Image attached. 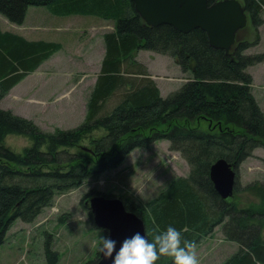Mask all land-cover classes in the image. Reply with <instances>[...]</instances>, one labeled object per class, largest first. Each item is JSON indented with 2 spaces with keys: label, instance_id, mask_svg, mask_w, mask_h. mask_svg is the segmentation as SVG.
<instances>
[{
  "label": "trees",
  "instance_id": "trees-1",
  "mask_svg": "<svg viewBox=\"0 0 264 264\" xmlns=\"http://www.w3.org/2000/svg\"><path fill=\"white\" fill-rule=\"evenodd\" d=\"M243 2L252 25L262 24L264 0ZM29 6H45L58 15L96 14L112 19L114 27L102 34L104 55L87 92L81 123L44 132L33 120L0 107V245L17 218L33 221L56 193L115 168L132 149L166 138L189 164V174L174 177L145 202L118 195L127 209L142 217L149 240L155 226L163 230L171 225L197 244L220 224L224 237L238 244L221 264H264V189L253 183L259 202L242 203L236 189L233 197L221 198L209 178L216 159L239 165L254 147L264 148V113L246 70L263 61L264 52L245 54L254 44L249 39L237 41L227 55L209 45L200 28L181 32L168 24L147 25L131 0H0V14L22 24ZM60 47L0 28V99ZM140 48L175 57L192 75L163 97L146 67L134 59ZM205 119L216 126H197ZM8 134L26 136L31 145L16 153L4 144ZM86 141L90 151L82 147ZM247 187L242 191L252 192ZM48 244L46 240L48 264H56V252ZM156 264L173 262L161 257Z\"/></svg>",
  "mask_w": 264,
  "mask_h": 264
},
{
  "label": "rangeland",
  "instance_id": "rangeland-1",
  "mask_svg": "<svg viewBox=\"0 0 264 264\" xmlns=\"http://www.w3.org/2000/svg\"><path fill=\"white\" fill-rule=\"evenodd\" d=\"M30 9L48 11L45 6H31ZM260 15L264 19V7ZM39 16L33 17L31 14L28 19L26 17V23L46 20L42 14ZM112 21L70 15L61 19L59 23L62 24H53V31L37 29V35L48 36V33L61 39V48L39 70L25 75L15 88L4 94L0 99V107L33 120L44 132L52 133L81 123L86 112L87 92L95 81L104 55L102 31L111 26L113 28ZM100 22L106 24L101 25ZM0 26L14 27L2 14ZM248 27L250 41L254 44L244 53L264 52V20L255 27L250 21ZM134 55V59L146 67L148 77L157 81L163 97L178 90L192 75L189 69L182 70L175 57L166 53L140 48ZM246 70L255 74L253 90L259 97L264 113V60L249 65ZM197 123L203 129L216 126L210 119ZM4 144L16 153H21L31 145V141L20 134H8ZM84 144L82 147L90 151L87 148L88 141ZM189 172L190 166L185 158L170 147V141L166 138H156L147 147L134 148L115 168L99 172L74 188L56 193L53 203L45 207L33 221L14 220L0 245V264H48L46 240L56 252V264H90L97 254V230L100 228L94 225L90 211L84 206L86 194L89 193L88 197H91L102 195V192L112 193L128 200L145 202L156 196L174 177L187 176ZM237 177L238 202H259V193L253 190L252 184L264 189L263 147H254L251 154L238 165ZM246 186L252 192L242 191ZM261 226L264 236V217ZM100 235H104V231ZM196 245L200 264H221L238 248L236 242L224 237L220 224Z\"/></svg>",
  "mask_w": 264,
  "mask_h": 264
},
{
  "label": "water",
  "instance_id": "water-1",
  "mask_svg": "<svg viewBox=\"0 0 264 264\" xmlns=\"http://www.w3.org/2000/svg\"><path fill=\"white\" fill-rule=\"evenodd\" d=\"M131 1L147 25L168 24L181 32L200 28L206 33L209 45L223 49L226 54L230 53L238 30L248 22L245 6L240 0H216L211 3L208 0ZM237 168L224 158H218L210 165L209 178L223 199L233 196ZM84 205L89 208L94 225L116 241V251L125 239L136 233L149 239L142 217L127 209L120 197L95 195L89 197ZM115 254L108 259L98 254L94 264H112Z\"/></svg>",
  "mask_w": 264,
  "mask_h": 264
},
{
  "label": "clouds",
  "instance_id": "clouds-1",
  "mask_svg": "<svg viewBox=\"0 0 264 264\" xmlns=\"http://www.w3.org/2000/svg\"><path fill=\"white\" fill-rule=\"evenodd\" d=\"M97 231V252L103 259L112 257L115 252L112 264H156L161 257L170 258L173 264H200L196 243L184 239L181 230L171 225L163 230L155 226L151 240L136 233L122 242L119 251H116L115 240L100 235L103 229Z\"/></svg>",
  "mask_w": 264,
  "mask_h": 264
},
{
  "label": "crops",
  "instance_id": "crops-1",
  "mask_svg": "<svg viewBox=\"0 0 264 264\" xmlns=\"http://www.w3.org/2000/svg\"><path fill=\"white\" fill-rule=\"evenodd\" d=\"M30 7H28L27 11H26V16L24 18V21L22 22V24H14V27L12 28H7V27H1L0 28L3 30V31H10L12 33H15L17 35H20L22 36L23 38H25L26 40H29V41H36V40H44V41H53V42H57V43H60L62 45V42H61V39H58V38H55L53 36H49L51 34H48L47 32V35L48 36H40V35H37V29H40V30H43V29H46V31H53L54 27L52 28V25L55 24V25H58V24H62V23H59L61 21V19H63L64 17L66 16H70V15H78V16H89V17H93V18H97V19H101L103 21H107V20H111V19H106V18H103L102 16H99V15H96V14H80V13H72V14H66V15H58V14H54L52 13L48 8H47V13L45 11V9H41V11H37L36 9H30ZM31 10V11H30ZM30 12V13H29ZM30 14V15H29ZM31 14H33V17H40L39 14H42L46 20H44L43 22L41 23H37L35 22L34 20H31L30 23H26L27 20H26V17L28 19V16H31ZM48 14V15H47ZM264 20V19H263ZM113 22V21H112ZM104 22H100L99 24H103ZM106 24V23H104ZM114 24V22H113ZM107 27V26H105ZM112 26L109 27L108 30H104L102 31V33H104L105 31H110L112 30ZM57 30V29H56ZM61 48V47H60ZM58 50L54 51L53 53L57 52ZM52 53V54H53ZM51 54V55H52ZM50 55V56H51ZM49 56V57H50ZM49 57H47L46 59H44L42 62H40V64L31 72H28L26 75L28 76L29 74L35 72L36 70H39L43 64L49 59ZM248 72L251 74L252 76V80L255 79L254 77V72H252L251 70H248ZM264 75V74H263ZM96 79V78H95ZM21 80V79H20ZM19 80V81H20ZM19 81L13 85L9 91H11L13 88H15ZM95 82V81H94ZM156 82V85L158 86L159 90L160 87L157 83V81L155 80ZM94 84V83H93ZM92 86V85H91ZM252 93L254 95V97L256 98L258 104L260 105L261 107V102L259 101V97L255 94L254 90H253V84H252Z\"/></svg>",
  "mask_w": 264,
  "mask_h": 264
},
{
  "label": "flooded vegetation",
  "instance_id": "flooded-vegetation-1",
  "mask_svg": "<svg viewBox=\"0 0 264 264\" xmlns=\"http://www.w3.org/2000/svg\"><path fill=\"white\" fill-rule=\"evenodd\" d=\"M209 1V3H211V2H214V1H216V0H214V1H210V0H208ZM241 2H242V4L244 5V2H243V0H240ZM245 6V5H244ZM247 11V10H246ZM247 15H248V18L250 17V14H249V12L247 11ZM250 21V20H249ZM248 23V22H247ZM248 29V30H247ZM237 35H236V40H235V42H234V44H233V46H232V48H231V50L233 49V47H234V45H235V43L237 42V41H242V40H249L250 38V28L248 27V25L246 24L244 27H242V28H240L239 30H238V32L236 33ZM207 36V35H206ZM208 40V39H207ZM247 49V48H246ZM223 50V49H222ZM231 50H230V53L229 54H227V55H230L231 54ZM225 52V51H224ZM237 187H238V177L236 178V182H235V185H234V189H237Z\"/></svg>",
  "mask_w": 264,
  "mask_h": 264
}]
</instances>
